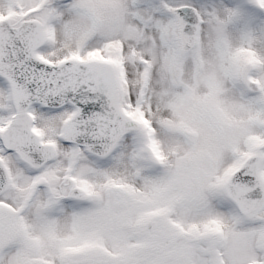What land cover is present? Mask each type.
Returning a JSON list of instances; mask_svg holds the SVG:
<instances>
[{
	"label": "snow or ice",
	"instance_id": "6c2138e0",
	"mask_svg": "<svg viewBox=\"0 0 264 264\" xmlns=\"http://www.w3.org/2000/svg\"><path fill=\"white\" fill-rule=\"evenodd\" d=\"M0 264H264V0H0Z\"/></svg>",
	"mask_w": 264,
	"mask_h": 264
}]
</instances>
